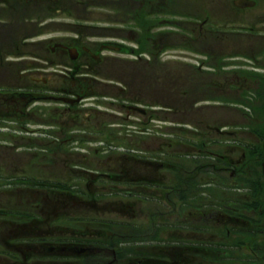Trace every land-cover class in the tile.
I'll return each mask as SVG.
<instances>
[{
	"label": "flooded vegetation",
	"instance_id": "1",
	"mask_svg": "<svg viewBox=\"0 0 264 264\" xmlns=\"http://www.w3.org/2000/svg\"><path fill=\"white\" fill-rule=\"evenodd\" d=\"M229 2L232 3L231 0ZM153 6L165 9L167 2L158 4L154 0ZM148 12L152 16L150 10ZM197 17L201 21L192 23ZM187 18V23H192L199 32L226 30L228 27L226 22L209 23L211 16L200 18L191 15ZM158 20L159 24L167 22L163 18ZM202 40H206L204 46L210 53L207 59L216 58L221 46ZM92 53L88 47H82L74 60L69 53L56 56L61 63L69 57L67 63L73 62L80 71L77 77L65 72L59 73L65 76V81L57 78L48 81L45 78L41 82L38 77H31L30 83L47 95L44 99L51 97L61 101L66 96L82 99L79 102L63 101L58 103L59 106L50 107L47 112L53 114V125L45 117H40L39 108L31 110L35 104L25 106L21 78L16 79L18 88L15 92L0 93V124H12L16 127L15 133L28 135L30 130L23 131L29 124H25L23 119L30 118L31 122H36L34 126H50L49 142L101 139L131 142L132 134L137 130V115L141 118L148 116L149 120L151 117L149 111L140 113L131 108L136 101L135 68L130 65V71L118 74L121 78L118 80L115 76L118 71H110L112 59L101 56L96 60ZM51 57H44L48 64L55 62V56ZM37 71L41 72L40 69ZM105 75L115 76L119 82L122 80L124 87L105 82L101 78ZM211 75L214 90L230 91L233 83L240 88L247 85L246 79L237 72H214ZM2 76L7 79L6 73ZM77 79H80L78 83L74 81ZM112 89L116 90L118 98L108 101L106 96L115 95ZM183 91L174 92L179 94ZM92 94L103 95L107 102H100L98 98L94 102H82ZM119 110L126 112L123 119ZM117 117L118 120H114ZM143 123H147L146 119ZM35 131L40 132V129ZM91 135L95 138L89 139ZM163 164L135 155L108 154L98 166L66 169L67 179L62 180L54 173L55 180L47 184L48 188L18 189L15 192L17 199H1L0 264H216L215 260L222 257L217 246L233 247L234 227L241 225L248 231L256 225L264 233V202H169L167 198L164 202L101 201L103 195L109 198L119 192L143 195L152 183L156 188L149 196H157L156 191L161 189L159 195L170 197L163 188L169 186L170 190H175L184 180L176 173L171 179L166 177L168 168L163 169ZM102 183L107 184L108 193H103ZM80 184L88 193H75L76 190L80 192ZM120 185L132 186L133 189L118 188ZM137 189L144 191L140 193ZM147 192H152V189ZM246 197L247 194L244 195ZM250 213L257 215L256 221H250Z\"/></svg>",
	"mask_w": 264,
	"mask_h": 264
},
{
	"label": "rangeland",
	"instance_id": "2",
	"mask_svg": "<svg viewBox=\"0 0 264 264\" xmlns=\"http://www.w3.org/2000/svg\"><path fill=\"white\" fill-rule=\"evenodd\" d=\"M46 1L48 2V0ZM62 1L63 2L59 1L60 3L55 1L54 4L52 2H48V4L43 5L36 4L35 2L34 5L31 4V8L25 10L24 15L23 12L17 11L16 13L15 9V12L13 10L11 11V14H9L10 21L12 20V16L16 13V15L19 16L18 18L16 17V19L20 18L21 21L24 22V18L26 17L25 22L30 23L26 26L27 28H24L23 24L18 27L21 32H23L24 30H30L29 32L25 31L23 32V34H20V36H23L25 38V40L29 37V34H32V30L37 26L33 34H37L35 41L40 42V46L32 47L29 49L27 47L26 49L22 50H27L31 55H33L32 58H34V54H41L39 57L42 56V58L44 56H55V62H49V65H47L52 66L51 68L48 67L47 72H62L61 68L71 69V63H67L69 57H67V59L63 63L60 62V58L56 57L60 52L58 50H61V45L65 46V48L69 50L70 55L76 58V56L78 57L79 52L82 51V47H87V45L95 46L92 42L106 43L111 41L117 42L118 44H121L122 42L126 43L127 45L132 46L131 49L123 50L121 48L113 47L112 45H106L102 47L101 51L93 52L92 54L96 55V60L98 59V57L109 56V54L116 55V58H113L112 61L114 63V66L117 65L118 72L117 75L115 74V76L116 78H118V80L121 79L118 74H121L125 70H130L129 67L131 65V60L133 61V59L138 58L139 62L136 63L137 68L141 67L142 70H149L145 74V76L147 80L151 81V83L157 85H165L170 93H173L175 89H185L187 91L186 87L191 88V91L189 92L190 95L182 94L184 98V108L182 109V111H173V113H169L166 115L157 114L163 121H168V126H175L170 123L172 121L185 120V122L189 124L190 129L185 130L183 133H181L177 129H175V131L172 129H168L167 131L163 123H155L151 126V131L149 132H147L144 128H138L136 132L132 134L133 136L131 142L108 141L105 143H101V139L99 141L86 140L87 142L76 141L64 143L61 141H51L50 143L49 141H47V135L50 133V126H45L44 124L34 126V124L31 123L32 125L26 126V129H24L23 131L27 132L28 130H30V132H28V135L25 134L23 136L22 134L15 133L16 127H14L12 124H0V172H2V175L0 176V186L2 184L1 180L5 179L7 181V184H12L15 180L11 179V174L15 173L16 171L23 172L25 174L24 178L20 179L22 180L23 184L26 183V180L31 181V179L35 178V175H38L39 177L52 176V178H55L54 173L60 175V179L63 180L68 178L66 176L67 172L65 171L67 169V166H69V163H82L84 165L91 166L99 165L105 155H114L115 152H117L115 153V155L120 154L119 152L131 155L137 152V156L147 160L149 158L152 159V157L154 158V156H157L155 155L156 153H160L161 158L164 159V162L168 168L167 172L165 173L166 177H169V179H171L173 173H176L179 175V177L181 176L183 180L192 178V181H190L191 183L189 185L188 182L182 181L178 188H175V190H170L169 186L164 187L163 191L165 193L168 192L170 197H167L166 195H159V191L161 189L158 192L156 191L158 195L155 197L149 196L153 195V191L155 190H152V192H147V190L151 189H145L146 191H144L143 189H137V191L140 193L143 190V195L133 194V196H131L119 192V194L111 196L109 198H106L108 195H103L101 201L164 202L165 198H167L169 202H187L189 200L192 202H244L245 200L252 202H264V186L262 189H260V197H256L255 193L253 192L254 197L256 198L255 199L251 192L249 193L250 196H247L243 199V195L248 193L247 191H250V189H252V186L254 188L253 191H256V189L260 186V184L256 185L257 179L254 177V174L260 173L262 175L261 172L264 171V157H259V155L263 154L264 151H256L257 154L252 155L250 153L248 155L249 160H257L258 165L254 166L252 161L250 160L249 173L248 175L246 174L243 176L238 175V170H236L237 167L235 165H231L226 159H223V162H220V160L222 159L216 160L214 158H209L210 155H207L210 154V151H213L222 155L221 158H224V156L228 155L227 157L230 159H237L239 153L241 152L233 153L231 149H229L230 151H228V149L224 147L221 148L220 146L209 145L212 144L213 140L220 138L218 136V132L213 131L211 129V126L213 125L216 127L218 124L215 122V120L224 115L226 112L224 109H219L220 107H207L205 105L206 102H204L206 101V99H209V97L213 96V92L215 90L211 87V83L214 80L209 75H207V73L210 74L211 71L206 70L207 73L204 70L198 72L195 68V66L198 65L199 62L208 61L205 56L209 55V50L202 47L204 45V43L202 44V40L196 42L194 40L197 39L198 35H201L202 32L197 31V27L193 29L191 26L180 23L177 28L180 27V29H183L185 27L184 32H186V34L190 36L191 45L180 48L179 45H177V47H174L173 45L175 44L173 43L168 46L169 52L165 57L161 58V60L153 58L150 60L148 54L146 53L150 51V47L144 45L142 42L143 49L140 48L139 46H137V43H141L137 41V34L128 30H123V28H131L130 30L137 29L138 34L144 32V35H146L147 31V34H152V40H155L156 34L165 32V30H169L171 28L176 29V27L171 26L170 23L159 24V22H157L159 21L157 20L159 16L171 19L167 21H176L179 17L181 18L191 15H197L200 18H206V16L212 17V15H215L217 13V23L222 24L226 22L227 25H230L231 22H236V25L255 23L262 30L261 32L264 33V0H256V4H254L253 6L246 5L245 8L247 9L244 10L237 9V6L233 2L234 0H231L232 3L229 2L230 0H156V3L158 4L160 2L166 1L167 8L165 9L162 6H159L158 8L154 7V0H135L134 8H129L133 5L131 3V0ZM32 8H35V10H32ZM148 8L152 13V16H149ZM150 8L154 9L151 10ZM36 16H39V18L37 19ZM148 17H150L153 23L151 27H149L151 22ZM30 18L31 20L33 19V21H30ZM134 18H139V21L141 19H145L146 24L134 26L135 24H139L138 20ZM84 19L88 20L87 23L83 21ZM34 21L35 23H32ZM198 21H201V19L197 17L196 22ZM208 22L212 23L213 21L211 22V20L208 19ZM77 24L80 26H78ZM182 25L185 26L182 27ZM1 26L3 25L1 24ZM82 26L96 27H94V29L92 30H84V27ZM103 27L118 29L115 31H106L100 29ZM76 30L80 31V34H85L87 32L89 33L88 36L80 38V44H77L74 41L75 38L72 39L73 37H77L75 35ZM223 32L228 31L226 29L222 31V33H215L213 35H210L209 37H207V40H211L212 43L215 44V46H226L227 50L230 51V45L233 43L231 42V39H234L236 37L231 35L227 36ZM27 33L28 35H26ZM166 35L168 37H172V39H174L173 41H175L177 44H181L182 39L190 40L189 36L187 35L184 37L182 36L183 38L176 35L173 37L168 33H166ZM247 39H259L258 43L261 46L260 52H258L257 50L258 47L255 46L253 48L254 53L260 54L262 51H264V38L262 36L259 37L258 35H249ZM192 40L195 42L193 45ZM164 41L165 38L161 37V39H156L154 42L158 45L163 44ZM82 42L84 44H82ZM68 45L77 47L78 50H75L76 48H70L68 47ZM135 46L138 48L136 49ZM151 47L154 53L159 52L156 46L151 45ZM112 48L116 52L110 53L108 51ZM235 49H237L239 52L246 51L249 55L253 53L252 49L248 51L247 47H234L233 50ZM48 50H53L54 53H57L48 54ZM227 50H225L224 52H226ZM237 50H235V53L237 52ZM27 51L25 52L26 54ZM117 52H124L126 55H121ZM221 56L223 55H218L216 58H212L211 61H209L210 64L213 62L218 63ZM180 57L182 58V62L179 63L178 58ZM141 58L143 59L141 60ZM144 58H147L146 60L148 61V63H146L147 61H144ZM24 59L28 60L30 58H23L18 60ZM138 63L139 65H137ZM246 64L249 66L248 69L251 70V63L248 62ZM207 65L209 64L207 63ZM257 66H261V64H257ZM226 70L228 69L223 70V72ZM84 71L87 72L86 69H84ZM115 76H113L112 78H115ZM143 76L144 74L142 72H136V82L140 80L142 82ZM246 76H248L249 78V83L254 86H257V83L263 79V77L256 75ZM108 77H110V75L101 76V78L105 81L108 80ZM116 86H120V88L124 87L122 80L116 83ZM170 93L168 94V99ZM175 97H179V95ZM253 102L256 103L251 104ZM246 104L248 105H246V111L244 112V115L248 117L247 114H250V117L255 120L252 121L253 124L250 125H264V93L258 94L256 96L252 94L251 97H249V103ZM55 106H59L58 103H49L48 101L45 102V104H42V106L39 108L45 119L52 123V125L54 124V121L52 120L53 114L48 113L47 111L50 107L54 108ZM31 110H33V108ZM119 112L121 114V116L119 115L120 118L123 119L126 115V112H123L121 110H119ZM227 112L230 115L242 114L241 112L230 110H227ZM139 118L141 117H138L137 115V119ZM144 118L146 119V121L148 120V116ZM114 120H118V117ZM143 120L144 119L142 118L141 121ZM220 125V127H223L224 124ZM257 128L260 129V126H257ZM38 129H40V132H34V130ZM261 131L262 129L260 130V132ZM38 134H41V136ZM147 134H149L151 137ZM36 137L41 138V140L37 139ZM242 137H245L248 140V144H255L260 146V138L251 136V134L242 135ZM88 138L92 139L95 137L91 135ZM10 140L14 142V147L12 146V143H10ZM209 140H211V142H209ZM33 142L39 143V147H37L36 145L34 146L35 143L33 144ZM227 151L230 155L227 153ZM151 153H154V155H151ZM204 158L206 160H204ZM40 159L41 162L37 167L36 162ZM145 167L146 166H144V168ZM213 174H215L216 178H211V181L209 183L203 184L204 180L207 179L208 176L214 177ZM196 178L198 179V181L196 180ZM236 180L243 181L236 182ZM262 181L264 182V178H262ZM198 183L202 184L197 185ZM102 184L104 190L103 193H108L109 189L107 188V184ZM79 188L80 192L77 194L88 193V190L83 184H80ZM118 188L129 190V188H132V186L120 185L118 186ZM150 188L153 189V187ZM247 188L250 189L246 191L245 189ZM137 198H140V200H138ZM236 228L237 227H234V230H232V236L235 237L232 238V240H234L233 242L236 245H233V248L231 249L228 247H223L222 250L217 246L219 250H221L220 252L226 255V258L224 259V257H221L216 259V264H251L250 257L252 256L251 252H253V249L250 245L255 242L254 238L252 237V234L255 232H248L247 235V232L245 231H236ZM221 232L225 233V231ZM258 235L259 237H261V241L264 240L261 233ZM222 236L224 237V235ZM262 247L264 249V246ZM225 252H228V254L232 253L233 255L230 256ZM259 263L264 264L262 260Z\"/></svg>",
	"mask_w": 264,
	"mask_h": 264
},
{
	"label": "trees",
	"instance_id": "3",
	"mask_svg": "<svg viewBox=\"0 0 264 264\" xmlns=\"http://www.w3.org/2000/svg\"><path fill=\"white\" fill-rule=\"evenodd\" d=\"M4 1H6V3L9 4L10 6H12L16 11L23 12V15H24L25 10L31 8L32 7L31 4L34 5L35 2H36V4H39V5L48 4V2H52L54 4L55 1H57L58 3L63 2L62 0H48V2L46 0H4ZM14 17L15 18L16 17L18 18L19 16L18 15H14ZM36 17H38V16H36ZM16 20L19 23V25H21L23 23L24 24L26 23L25 22L26 21V17L24 18V22H22L20 18L19 19H16ZM75 33H77L79 35H84L82 33L80 34V31H77V30L75 31ZM87 33H85V34H87ZM136 34H137V41L138 42H141V43H138V46L140 48L143 49L142 42H143L144 45H149L151 43L152 35H149L150 33L147 34V31H146V35H144V32L139 33V34H138V32H136ZM4 49H6V47H4L3 49L0 48V53H2ZM259 137L260 138H264V131H261L260 132ZM256 151L258 152V151H263V150H262V148L261 149H256L255 148L254 154H257ZM259 157L263 158L264 157V154L259 155ZM255 162L258 165L257 160ZM254 177L257 179V182H256L257 184L256 185H259L260 184V186H259V188L256 189V191H253L254 188L252 186V189H250V193L252 192L253 197H254V193H255V196L256 197H260V193H259L260 192V189H262L263 186H264V182L262 181V178L263 177H262V175L260 173H258V174L255 173L254 174ZM260 246L261 245H259V244L257 245L256 244V241L254 242L253 252L256 253V251L258 250L259 251V254L257 255V257L256 256H251V258H250L251 264H260L259 262L261 261V259L264 262V251L261 253ZM260 255H261V258H260ZM257 258H259V259H257Z\"/></svg>",
	"mask_w": 264,
	"mask_h": 264
}]
</instances>
